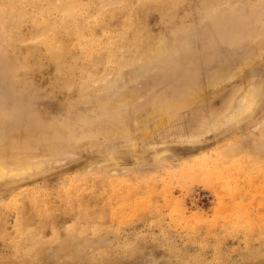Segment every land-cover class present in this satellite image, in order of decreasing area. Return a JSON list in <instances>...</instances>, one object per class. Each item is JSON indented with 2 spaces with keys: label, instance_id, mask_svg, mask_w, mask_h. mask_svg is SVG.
<instances>
[{
  "label": "rangeland",
  "instance_id": "1",
  "mask_svg": "<svg viewBox=\"0 0 264 264\" xmlns=\"http://www.w3.org/2000/svg\"><path fill=\"white\" fill-rule=\"evenodd\" d=\"M263 81L264 0H0V149L42 160L0 180V264H264ZM245 87L217 151L115 158L208 145Z\"/></svg>",
  "mask_w": 264,
  "mask_h": 264
},
{
  "label": "bare ground",
  "instance_id": "2",
  "mask_svg": "<svg viewBox=\"0 0 264 264\" xmlns=\"http://www.w3.org/2000/svg\"><path fill=\"white\" fill-rule=\"evenodd\" d=\"M172 4V3H171ZM145 34V33H144ZM146 36V35H145ZM45 44V43H44ZM151 45V44H150ZM148 51V50H147ZM146 51V52H147ZM145 52V53H146ZM152 53V52H151ZM259 55V54H258ZM258 55H256V57L258 56ZM51 58V57H50ZM139 58V57H138ZM137 58V59H138ZM255 60V59H254ZM258 60V59H257ZM252 61V60H251ZM131 62V61H130ZM132 63V62H131ZM250 64H254V62L252 61V62H250V63H248V64H246L245 66H244V68H246L245 70H247L248 69V67L250 66ZM260 78H262V77H260ZM238 79V78H237ZM260 85V84H259ZM259 85H257V86H259ZM247 86H249V85H247ZM234 87V86H233ZM256 87V86H255ZM203 88H204V86H203ZM240 88V87H239ZM248 87H245V89H242L239 93H238V95L236 96L237 97V100H236V105H235V107H234V109H232V110H230V111H227V112H229V115L224 119V120H226V122H228V123H233L234 121H236L235 123H234V128H232V129H228L227 131H222V132H220V133H218L217 135H214V137H213V139H211L210 141V143L207 141L206 143H209L208 145L206 144L205 145V143H203V142H201L200 140L199 141H197L199 138H203V136L204 135H208V134H210V132L211 131H213V130H215V129H217L218 127H219V123H217V122H212V120H211V122H209L210 123V125H211V123H212V125H211V127L213 128H211L210 130H207L206 132H204V133H202L200 136L199 135H197V136H193L192 137V135H190V134H188V132H186V131H180V132H182V136H183V132H186V134H184L185 136H181V135H177L178 136V138H179V140H181V139H184V141H187L188 143H190V145H188V144H186L187 146H184L183 144L182 145H174L173 144V146L171 145V146H169V144L168 145H166V144H162V143H157L156 142V144H152L151 145V147H149L150 149H148V148H139V147H133L132 149H130V150H124V152H122V153H117L116 154V156H115V158H117L118 156H120L121 158L120 159H124V158H129L130 159V156H131V159H132V157H134V159H139V158H142V159H146V158H150V160L151 159H165L166 157H171V158H173L174 160H179V161H186V160H188V159H195V158H199V157H201V159H202V157L203 156H205L207 153H209V152H214L215 150L217 151V148H219L221 145H223L224 143H226L227 141H229L231 138H233V135H234V133H235V130H237L238 128H239V126H240V123H241V121H244V123H245V121H247L246 119L244 120V119H242V120H237L239 117H241L244 113L246 114L255 104V91L257 90V88H258V92H257V96H259V100H258V102L256 103V105L254 106V108H253V110H252V112H251V115H253V117L256 115V113H259L260 111H262V109L264 108V81H263V84L261 85V87H257V88H253V87H249L248 89H247ZM203 91V90H202ZM234 92V93H233ZM238 92V89H236V87H234L233 89H231L230 90V92H229V94H232L233 93V95L235 96V94ZM198 93V92H197ZM227 93V92H226ZM228 94V95H229ZM228 95H226L225 96V100L227 99L226 97L228 96ZM233 96V97H234ZM204 97V94L201 92H199V94L198 95H196V98L199 100V99H201V98H203ZM231 99H232V97H231ZM235 99V98H234ZM191 102V101H190ZM190 102L188 101H186V103H183L182 104V109L181 108H179L178 110H177V112L175 113V115L176 116H181L180 114H179V111H181V110H184V108L185 107H190ZM228 103V102H227ZM196 107V106H195ZM198 107V106H197ZM200 108V107H199ZM231 108H233V107H231ZM186 109V108H185ZM201 110V109H200ZM255 110V111H254ZM198 111H199V109H198ZM251 111V110H250ZM153 112V111H152ZM165 113H167V112H165ZM201 114V113H200ZM200 114H198L199 116H200ZM175 115H165V116H163V117H160V121L162 122V123H160V121L158 122L157 121V124H155V126H154V131H153V129L150 131V132H148L147 134H151L152 132H156V131H158V129L160 128V127H163V125H165V123H168L169 121H171L172 120V118H175L174 116ZM212 115V114H211ZM150 116V115H149ZM224 116V115H223ZM157 117H158V115H157ZM211 117V116H210ZM256 117V116H255ZM254 117V118H255ZM198 118V117H197ZM248 118H250V117H248ZM159 119V118H158ZM222 119V118H221ZM248 121H249V119H248ZM247 121V122H248ZM143 122V121H142ZM159 123V124H158ZM133 125L135 124V123H132ZM209 125V124H208ZM221 126V125H220ZM230 126H231V124H230ZM195 127V126H194ZM137 128H138V125H137ZM255 128V127H254ZM161 129V128H160ZM241 129V128H240ZM253 129V128H252ZM206 130V129H205ZM194 134V133H193ZM215 134V133H214ZM152 135V134H151ZM155 135V134H154ZM174 135V134H173ZM172 135V136H173ZM148 136V135H147ZM177 136L175 137V140H176V138H177ZM149 137V136H148ZM146 137H144V139H145ZM170 138V137H169ZM177 138V139H178ZM18 139H19V137H18ZM162 139V138H161ZM186 139V140H185ZM143 140V139H142ZM173 140V139H172ZM193 140H195V142H193ZM129 141H130V139H129ZM197 141V142H196ZM6 142H8V141H6ZM15 142V141H14ZM14 142H12V143H14ZM21 142V141H20ZM128 142V141H127ZM149 142V141H148ZM9 144L11 143V142H8ZM11 143V145H16L17 144V141L15 142V144H12ZM151 143V142H150ZM199 143H201L202 145H198ZM9 144H7L6 143V146L7 147H5V148H3L2 150L0 149V151H1V154H0V180H4V179H9V178H12V177H21V176H24L25 174H27V172H29V171H31L32 170V168H34V169H38L40 166H42L41 165V161L40 160H38V159H36L37 157H34L33 155H35V154H32L31 156L33 157H29V159L28 158H24L23 157V159L21 160L20 158H19V156L17 155V152L15 153V152H13V153H15V155L13 156V155H11L12 153V151H9V150H12V149H8V147H10L11 145H9ZM22 143H20V145L19 146H21L22 147V145H21ZM83 144V143H82ZM85 144V143H84ZM160 144V145H159ZM204 144V145H203ZM5 145V143L3 144V146ZM128 145V144H127ZM83 146V145H82ZM12 147V146H11ZM18 147V146H17ZM16 147V150L18 149ZM25 147H26V145H25ZM153 147V148H152ZM0 148H1V145H0ZM14 148V147H13ZM92 148V147H91ZM6 149H8V151L6 150ZM15 149V148H14ZM13 149V151H15ZM29 149V148H28ZM19 150H20V147H19ZM26 150V149H25ZM82 150V149H81ZM25 152V151H24ZM29 152V151H28ZM32 152V151H31ZM110 154V153H109ZM29 155H30V152H29ZM39 155V154H38ZM17 156V157H16ZM26 156H27V154H26ZM18 158V159H17ZM28 159V160H27ZM43 159V158H42ZM119 159V158H118ZM133 159V160H134ZM123 161V160H122ZM212 163V162H211ZM47 164V163H46ZM172 166V165H171ZM156 167V166H155ZM259 177V176H258ZM256 182V181H255ZM255 187V186H254ZM263 192V191H262ZM70 241V240H69ZM72 241V240H71ZM66 242V241H65Z\"/></svg>",
  "mask_w": 264,
  "mask_h": 264
}]
</instances>
